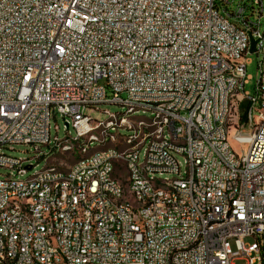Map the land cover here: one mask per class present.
<instances>
[{
	"label": "built area",
	"instance_id": "built-area-1",
	"mask_svg": "<svg viewBox=\"0 0 264 264\" xmlns=\"http://www.w3.org/2000/svg\"><path fill=\"white\" fill-rule=\"evenodd\" d=\"M231 1L0 0V205L19 200L0 217V264H264V0L230 11ZM249 52L259 56L253 95ZM108 103L124 111H101ZM135 111L153 116L132 122ZM57 117L64 137L57 124L52 134ZM132 128L138 146L110 148ZM17 144L45 167L24 177L30 159L2 151ZM57 155L75 158L71 174ZM145 173L174 190L149 191ZM56 176H67L60 191ZM36 183L41 199L29 195Z\"/></svg>",
	"mask_w": 264,
	"mask_h": 264
},
{
	"label": "bare ground",
	"instance_id": "bare-ground-1",
	"mask_svg": "<svg viewBox=\"0 0 264 264\" xmlns=\"http://www.w3.org/2000/svg\"><path fill=\"white\" fill-rule=\"evenodd\" d=\"M135 111L130 114V121L139 122L142 117H136ZM97 133H105V125H97ZM143 141V132H139V128H132V135L128 138H117L116 141H110V148L117 146L134 147ZM233 134H226V145H232ZM94 137H86V144L91 145V151H100V143L96 148H92ZM64 174H71V166L64 168ZM111 181H119V173H111ZM67 183V176H56L52 182V191H60L61 186ZM145 184L149 191H166L174 190V183L158 182L152 173H145ZM195 184H203V177H195ZM93 181L82 182L80 186V206H89V197L92 194ZM45 191L44 183H36L29 188V195L34 199H41ZM19 207L18 199H10V202L0 205V217H7L10 211ZM114 207H118V200H111V204H106V211H114ZM35 213V204H28V209L23 212V219H31ZM137 238H145V231H137Z\"/></svg>",
	"mask_w": 264,
	"mask_h": 264
},
{
	"label": "rangeland",
	"instance_id": "rangeland-1",
	"mask_svg": "<svg viewBox=\"0 0 264 264\" xmlns=\"http://www.w3.org/2000/svg\"><path fill=\"white\" fill-rule=\"evenodd\" d=\"M239 1L240 0H232L231 5L228 7V10H230V11L235 10ZM221 9L223 12L224 8L222 6H221ZM262 20H263V29H264V17ZM258 60H259V56H258L257 52H249L247 54L246 74L249 77V81H248V83L245 84L244 90H245V92H247L251 95L255 94V92H256L258 73H259ZM100 109H101V111L104 109H107L111 112L124 111V109L122 108V106L120 104H110V103L100 105ZM97 114L98 113L92 114V115L96 116ZM135 116L136 117L151 118L153 115L149 111H146V112L139 111L138 113L135 114ZM56 124L59 125V127H60L59 136L64 137L66 135V131H67V127H66L64 120L61 117H57L56 120L54 118L52 119V134L53 135H55V133H56L55 129H54V126ZM70 133L72 135H74L75 130L71 128ZM121 133L122 134H128V131L126 129H123V130H121ZM232 146L237 151H240L242 149L238 143L232 142ZM13 147H14V150H11L9 147H6V148H3L2 151H4L6 154H8L12 157H16V158H20V159H30V161L26 162L25 164L33 165V168L28 170L27 174H25L24 177L32 175L35 172H37V171H39L45 167V165H46L45 160L37 159L36 154L34 152V149L31 148L30 146L25 145V144H17ZM96 147H97V143H93L92 148H96ZM145 148H146V146L141 150V158H143ZM243 148L246 149L247 146H244ZM43 150H46V149L43 148ZM74 159L75 158L73 156L57 155L54 160H51V162L60 164L62 167L67 168L68 165H70L71 163L74 162ZM178 160L181 163L183 170H185L186 169V162H185L186 158L184 156H179ZM8 172L9 171L7 169H0V174H7ZM161 177L165 178L166 175H163ZM251 240H252L251 238H247L246 242H250ZM231 247L233 250H236V247H235V244L233 241L231 242ZM234 264H248V259H246V258L236 259L234 261Z\"/></svg>",
	"mask_w": 264,
	"mask_h": 264
},
{
	"label": "water",
	"instance_id": "water-1",
	"mask_svg": "<svg viewBox=\"0 0 264 264\" xmlns=\"http://www.w3.org/2000/svg\"><path fill=\"white\" fill-rule=\"evenodd\" d=\"M251 42H252V48H251V51H254L256 41H255L253 38H251ZM67 127H68V125H67Z\"/></svg>",
	"mask_w": 264,
	"mask_h": 264
}]
</instances>
